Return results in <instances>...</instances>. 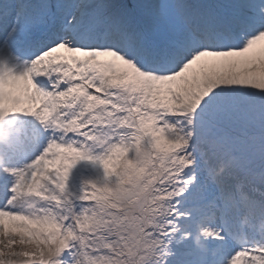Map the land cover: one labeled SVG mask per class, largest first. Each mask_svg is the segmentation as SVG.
Wrapping results in <instances>:
<instances>
[{"label":"snow or ice","instance_id":"snow-or-ice-1","mask_svg":"<svg viewBox=\"0 0 264 264\" xmlns=\"http://www.w3.org/2000/svg\"><path fill=\"white\" fill-rule=\"evenodd\" d=\"M0 264H264V0H0Z\"/></svg>","mask_w":264,"mask_h":264}]
</instances>
